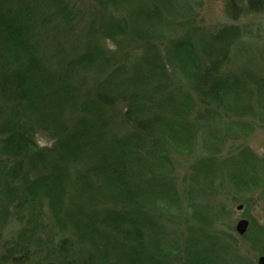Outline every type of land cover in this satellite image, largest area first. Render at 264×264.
Wrapping results in <instances>:
<instances>
[{
	"label": "trees",
	"instance_id": "obj_1",
	"mask_svg": "<svg viewBox=\"0 0 264 264\" xmlns=\"http://www.w3.org/2000/svg\"><path fill=\"white\" fill-rule=\"evenodd\" d=\"M89 2L103 11L106 2L114 9L130 0ZM159 2L148 16L160 29L139 16L148 34L135 31L131 15L102 19L105 39L145 51L136 61L123 48L122 61L108 69L114 56L100 47L63 48L57 30L73 15L66 0H0V220L24 223L10 247L20 255L13 263L170 264L181 251L184 264H213L227 252L189 228L181 245L165 239L162 221L180 198L162 173L169 149H192L203 126L226 117L220 112L262 119L264 81L221 71L227 47L241 36L234 27L200 47L174 41L163 62L157 44L172 38L163 32L165 16L185 1ZM226 10L237 21L264 13V0H227ZM167 69L189 90L172 83ZM39 134L51 146L39 148ZM193 170L194 178L208 177L206 164Z\"/></svg>",
	"mask_w": 264,
	"mask_h": 264
},
{
	"label": "rangeland",
	"instance_id": "obj_2",
	"mask_svg": "<svg viewBox=\"0 0 264 264\" xmlns=\"http://www.w3.org/2000/svg\"><path fill=\"white\" fill-rule=\"evenodd\" d=\"M184 1L181 9L173 8L172 18L165 16L163 32H172V38L157 44V55L163 62L169 45L174 41L189 40L200 47L234 27L241 30V36L227 47L230 54L221 71L248 83L252 79L264 81V13L250 14L233 21L227 15V0ZM66 2L73 15L68 26L57 30L62 44L65 43L63 48L82 53L88 45L100 47L106 57L114 56L108 63V69H114L122 61L123 54L119 50L123 48L131 51L136 61L144 56L145 51H140V44L131 40L115 46L105 39L101 31L102 19L110 16L118 20L122 17L127 19L131 15L132 24L137 23L135 31L148 34L151 27L147 29L145 24L138 23L139 16L144 15L147 16L146 24L161 28L148 16L153 8L162 4L154 5L153 0H130L114 9L106 2L103 11L89 0ZM108 69L105 68V71ZM167 71L171 82L178 86V79L173 77L171 70ZM134 72L139 77L144 75L137 67ZM150 83L143 87L150 88ZM184 84L181 82V87L179 85L181 90H189ZM197 107L199 109L196 102L195 109ZM220 113L222 117L226 116L224 120L217 118L215 125L203 126L204 132L199 138L195 137L192 149L186 147V151L182 152L169 149L167 152L171 165L165 167L162 176L175 183L180 201L178 208L169 211V216L162 221L164 237L181 245L189 235L188 228L196 233H207L215 241L228 246L224 255L217 252L221 257L217 256L218 261L213 264H257L259 257L264 255V117L259 118L257 113ZM37 143L40 148L51 146L52 141L39 134ZM199 164H206L209 171L207 178L201 173L195 178L192 176L193 169ZM239 206L241 210H238ZM174 210L177 212L172 214ZM15 219L17 217L7 216L5 221L0 220V264H21V258L13 263V258L20 255L17 249L16 252L10 249L16 243L18 234L24 230V223ZM240 220L248 222L243 236L235 231ZM170 264H184L181 251L173 252Z\"/></svg>",
	"mask_w": 264,
	"mask_h": 264
},
{
	"label": "water",
	"instance_id": "obj_3",
	"mask_svg": "<svg viewBox=\"0 0 264 264\" xmlns=\"http://www.w3.org/2000/svg\"><path fill=\"white\" fill-rule=\"evenodd\" d=\"M238 210H241V206L238 207ZM248 222L246 220H240L235 227V231L239 236H243L247 231ZM257 264H264V256L259 257Z\"/></svg>",
	"mask_w": 264,
	"mask_h": 264
},
{
	"label": "bare ground",
	"instance_id": "obj_4",
	"mask_svg": "<svg viewBox=\"0 0 264 264\" xmlns=\"http://www.w3.org/2000/svg\"><path fill=\"white\" fill-rule=\"evenodd\" d=\"M264 256V255H263Z\"/></svg>",
	"mask_w": 264,
	"mask_h": 264
}]
</instances>
